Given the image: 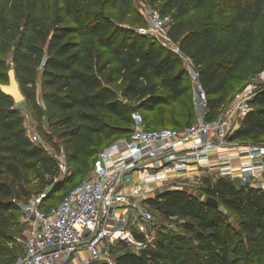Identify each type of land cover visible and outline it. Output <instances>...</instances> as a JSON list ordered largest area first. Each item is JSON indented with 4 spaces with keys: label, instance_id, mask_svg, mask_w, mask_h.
Listing matches in <instances>:
<instances>
[{
    "label": "trees",
    "instance_id": "trees-1",
    "mask_svg": "<svg viewBox=\"0 0 264 264\" xmlns=\"http://www.w3.org/2000/svg\"><path fill=\"white\" fill-rule=\"evenodd\" d=\"M4 1L7 8L0 10V51L11 48L20 32L18 21L25 20L31 35H22L15 45L14 68L26 100L39 116L52 118L59 111L85 107L108 110L132 122L135 113L130 112L127 102L139 104L141 112L152 111L186 93L187 72L179 66L173 49L134 30H123L118 41V31H109L107 17L105 20L91 10L89 0H61V12L52 28L37 18V0H28L27 7L18 0ZM117 1L130 12V0ZM210 1L167 0L161 12L173 16L168 36L198 69L210 94L208 115L212 117L228 102L234 74L264 69V49L258 48L256 31L264 0H218L217 10L204 14ZM83 36H93L96 45H82L79 38ZM39 71L41 97L36 90ZM119 82L123 83L121 91ZM0 100H7L6 105H0V190L11 198L0 200V264H14L17 253L11 244L19 237L20 225L14 213L20 209L17 188L35 179L49 183L57 168L55 159L28 135L13 98L0 90ZM252 103L254 109L236 130L235 140L264 136V83ZM146 123L150 128H179ZM108 134L116 131L111 129ZM203 191L207 197H215L220 206L187 190H168L151 199V205L165 216L189 217L194 222L185 224L182 243L175 244L172 237L170 243L156 249L127 251L118 257V263L264 264V189L219 177L207 181ZM46 201V209L53 206ZM225 209L243 217L239 230L231 225Z\"/></svg>",
    "mask_w": 264,
    "mask_h": 264
},
{
    "label": "built area",
    "instance_id": "built-area-1",
    "mask_svg": "<svg viewBox=\"0 0 264 264\" xmlns=\"http://www.w3.org/2000/svg\"><path fill=\"white\" fill-rule=\"evenodd\" d=\"M143 7L148 13L150 34L159 37L171 28V14L154 8L149 11L148 0L143 1ZM174 51L193 67V88L204 115L182 129L150 128L144 114L135 112L130 134L99 151L103 166L80 190L47 209L43 206L45 193L27 202L21 217L26 233L17 237L24 247L18 264H119L111 257L114 246L124 243L140 253L155 239L157 221L150 200L164 191L185 190L182 185L187 183L198 185L208 173L216 179L226 177L264 189V144L232 139L254 109L253 86H246L231 118L207 119L210 94L200 73L177 45ZM28 135L55 159L59 172L67 173L65 152L58 154L50 149L38 133ZM212 150L217 151L214 157L210 156ZM191 164L196 165L195 171H191ZM127 174H131V183Z\"/></svg>",
    "mask_w": 264,
    "mask_h": 264
},
{
    "label": "rangeland",
    "instance_id": "rangeland-1",
    "mask_svg": "<svg viewBox=\"0 0 264 264\" xmlns=\"http://www.w3.org/2000/svg\"><path fill=\"white\" fill-rule=\"evenodd\" d=\"M18 1L21 2V5L27 7L28 0ZM130 1L132 3L130 12L125 11V6L117 0H89V8L95 12L101 13L105 20L107 17L109 31H118L120 34L118 41L123 35V30H134L147 35L149 38L158 41L167 48L176 49V45L167 38L169 29L164 30L159 37L150 34L148 13L143 10L144 0ZM166 1L167 0H148L150 5L148 10L150 11L151 8H154L161 11V7ZM6 8L7 5L5 1L0 0V10L4 11ZM61 8V0H37L36 16L43 25L52 28L55 17L61 12ZM217 8L218 0H212L210 1L209 7L205 9L203 13L205 14L210 10L215 12ZM18 25L20 26V32L16 36L11 48L7 52L0 51V59L2 61L0 65V84L9 82V71L14 67L13 51L18 40H21V36L24 34H26V36L31 35V27L25 20L18 21ZM256 31L259 36L258 48L264 49V12L257 22ZM79 39L82 45H96V40L93 36H83ZM177 59L179 61V66L187 72V76L184 80L186 93L171 104L158 105L152 111L142 110V113L146 117V121L155 127L177 126L182 129L189 122L204 115L199 108L197 95L193 88L191 79L193 67L185 58L177 55ZM41 74L42 72L39 71L36 84L37 95L39 97H41L42 94ZM261 83H264V69H257L252 73L248 72L247 69L239 70L230 79L228 102L220 109L217 115L210 117L208 115L209 113L206 114L207 119L227 116L231 118L233 110L243 98V92L246 86L250 84L253 86L254 91H257ZM122 87L123 83L119 82L117 85L118 90L121 91ZM6 104L7 100H0V105ZM16 106L20 109L24 117L27 133L30 135L38 133L50 149H53L58 154L65 152L68 162L67 173H61L56 170V174L52 181L51 177L47 176V181L49 180L51 182L42 183L40 179H35L31 184L26 183L17 188L21 195L17 197V203L20 204V209L14 211L17 221L20 222L18 226L19 231L16 233V236L24 237L26 226L21 222V217L27 202H29L33 196L45 193L47 194L46 204L49 206L57 205L66 195L80 190L85 181L95 175L103 166V161L99 159V151L112 141L121 138L122 133L130 131L135 124V115L132 122H126L108 110L76 107L66 111H59L54 117L49 118L48 116L41 117L34 113L28 100L16 104ZM111 129H114L116 134L109 136L108 133ZM238 141L252 145L264 144V136L250 138L249 140L238 139ZM215 151L212 150L210 152L211 157H214L217 152ZM189 160L191 163H194L193 158L190 157ZM191 166V171H195L196 165L191 164ZM126 178L129 183L132 182L131 174H127ZM203 178V182L202 180L199 181L198 185L187 183L182 185V187L189 192L192 191L191 193H195V195L202 199H207L203 189L207 181H215L216 178L215 175L210 173L206 174ZM9 199L11 198L0 190V200L8 201ZM153 208L157 221V225L155 226L156 233L154 235L155 239L152 243L148 244L147 247L156 249L164 243H170L168 240L172 237L176 238L175 244L182 243L183 238L186 237L185 224L192 223L194 220L184 216L167 217L162 211L157 210L155 207ZM225 211H227L226 213L231 225L239 230L240 222L243 217L233 211H228L227 209H225ZM11 245H13L15 253H17L14 264H18L24 251L23 243L16 240V242ZM127 251H131V248L124 243H120L118 246H114L113 249H111V257L118 260V257ZM103 263H105V261L94 264Z\"/></svg>",
    "mask_w": 264,
    "mask_h": 264
},
{
    "label": "water",
    "instance_id": "water-1",
    "mask_svg": "<svg viewBox=\"0 0 264 264\" xmlns=\"http://www.w3.org/2000/svg\"><path fill=\"white\" fill-rule=\"evenodd\" d=\"M0 88L5 94L11 96L16 104L26 100V96L22 91L21 85L17 78L16 69L14 67H12L9 71V82L0 84ZM126 105L131 113L137 112L140 108L139 104H133L130 102H127ZM206 201L211 205L220 206V202L213 196L207 197ZM85 242L86 241H83V243ZM53 248L55 249L57 246H54Z\"/></svg>",
    "mask_w": 264,
    "mask_h": 264
},
{
    "label": "crops",
    "instance_id": "crops-1",
    "mask_svg": "<svg viewBox=\"0 0 264 264\" xmlns=\"http://www.w3.org/2000/svg\"><path fill=\"white\" fill-rule=\"evenodd\" d=\"M238 141V140H237Z\"/></svg>",
    "mask_w": 264,
    "mask_h": 264
}]
</instances>
